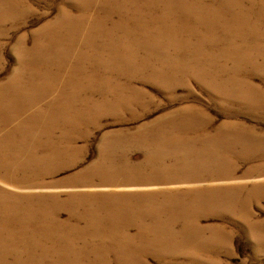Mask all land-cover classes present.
<instances>
[{
  "label": "rangeland",
  "instance_id": "obj_1",
  "mask_svg": "<svg viewBox=\"0 0 264 264\" xmlns=\"http://www.w3.org/2000/svg\"><path fill=\"white\" fill-rule=\"evenodd\" d=\"M0 175V264H264V0H0Z\"/></svg>",
  "mask_w": 264,
  "mask_h": 264
},
{
  "label": "bare ground",
  "instance_id": "obj_2",
  "mask_svg": "<svg viewBox=\"0 0 264 264\" xmlns=\"http://www.w3.org/2000/svg\"><path fill=\"white\" fill-rule=\"evenodd\" d=\"M145 18H147V20H149V21H145V22L140 24V27L143 28L145 31H150L153 28H157L159 30L161 28V26L158 25L159 22H157L152 17H145ZM35 172L38 173L36 171V169H35ZM12 181H13L12 179L5 178L2 175H0V184L12 185L18 189L34 191L36 189L47 188V186L43 182H41V183L28 182L27 184H24V183L23 184H17V183H14ZM108 189H111V188H108ZM15 206L22 207L23 205L22 204H15Z\"/></svg>",
  "mask_w": 264,
  "mask_h": 264
}]
</instances>
